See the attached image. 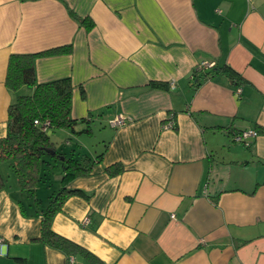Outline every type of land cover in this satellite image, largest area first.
I'll list each match as a JSON object with an SVG mask.
<instances>
[{"label": "crops", "instance_id": "obj_1", "mask_svg": "<svg viewBox=\"0 0 264 264\" xmlns=\"http://www.w3.org/2000/svg\"><path fill=\"white\" fill-rule=\"evenodd\" d=\"M65 45L35 60L38 83L73 85L75 131L49 137L95 163L68 185L85 196L65 200L52 230L104 264H264V0H0V137L9 55ZM201 61L242 83L217 72L196 86ZM248 128L258 135L234 139ZM114 163L123 171L110 175ZM32 208L0 189V264H92L37 239Z\"/></svg>", "mask_w": 264, "mask_h": 264}, {"label": "trees", "instance_id": "obj_2", "mask_svg": "<svg viewBox=\"0 0 264 264\" xmlns=\"http://www.w3.org/2000/svg\"><path fill=\"white\" fill-rule=\"evenodd\" d=\"M79 21L86 30L94 26L93 20L89 17L81 18ZM70 51L71 46L65 45L37 53L9 55L5 85L15 97L7 109L6 134L0 137V161H9L18 187L33 197L35 210L40 213V235L37 239L67 255L81 253L92 264H104L78 244L55 233L51 227L54 215L69 196L75 194L85 196L82 190L69 188L68 185L77 177L89 174L95 163L87 153L79 152L75 155L73 150L70 154L62 151L50 139L47 132L55 129L75 131L77 120L71 117L73 85L69 77L38 83L35 60L40 56ZM217 72L225 74L237 86L242 83L238 73L229 65L223 64L219 67L214 64L209 69L195 68L192 75L193 84L197 86L201 80ZM157 85L164 84L157 83ZM22 86H33L34 89L31 94L19 93ZM35 120H38L39 124H35ZM45 121H48L47 130L42 129ZM255 129L259 133V130ZM102 154L100 152L96 155L95 159L98 162ZM53 162L61 163L60 187L57 191L48 193V203L43 207L36 195V188L44 179L45 169L50 168ZM105 170L110 175H116L123 171V166L114 163L105 167ZM4 187L5 178L0 174V189ZM20 207L24 210L23 205L20 204Z\"/></svg>", "mask_w": 264, "mask_h": 264}, {"label": "rangeland", "instance_id": "obj_3", "mask_svg": "<svg viewBox=\"0 0 264 264\" xmlns=\"http://www.w3.org/2000/svg\"><path fill=\"white\" fill-rule=\"evenodd\" d=\"M24 93L29 92L28 90H23ZM22 92V93H23ZM94 141L90 140L85 141L84 147L87 151L93 150L92 146H94ZM86 151V152H87ZM46 159H49V157H46ZM0 171L3 173L5 178V185L9 189V192L11 193V196L16 199V201L19 203V205H23V207L30 212V207L32 206L33 212H36L35 204L33 197L29 195L27 191H22L17 185V180L15 177V174L12 170V167L8 160H2L0 161ZM61 172V163L60 162H53V165L45 169V175L44 179L39 182L37 185L36 191H37V197L41 201V205L44 207L48 203V193L51 191H57L60 187L59 183V174ZM49 186V187H48Z\"/></svg>", "mask_w": 264, "mask_h": 264}, {"label": "built area", "instance_id": "obj_4", "mask_svg": "<svg viewBox=\"0 0 264 264\" xmlns=\"http://www.w3.org/2000/svg\"><path fill=\"white\" fill-rule=\"evenodd\" d=\"M214 64L215 63L212 62V61H210V62L209 61H201L199 64L196 65L195 68L196 69H209V68L213 67ZM239 91H240V89L239 88H236V93L237 94H239ZM126 119L127 118L125 116H123V115L120 114V115L114 116L111 120H109V123L112 126H120V125L125 124ZM34 123L35 124H39L38 120H35ZM47 126H48V121H45L42 124V129L47 130ZM172 126H173V122L171 120H168L166 122L165 127L166 128H172ZM47 132L49 133V130H47ZM257 135H258V132L256 131L255 128H248V129H243V130L239 131L238 133H236L234 135V139L236 141H239V142H245L246 139L255 137ZM0 242H2V238H0Z\"/></svg>", "mask_w": 264, "mask_h": 264}]
</instances>
